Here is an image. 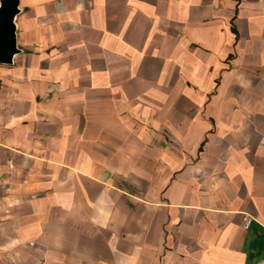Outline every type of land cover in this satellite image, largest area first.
<instances>
[{"label": "crops", "instance_id": "0c3cea01", "mask_svg": "<svg viewBox=\"0 0 264 264\" xmlns=\"http://www.w3.org/2000/svg\"><path fill=\"white\" fill-rule=\"evenodd\" d=\"M19 8L0 264H264V0Z\"/></svg>", "mask_w": 264, "mask_h": 264}, {"label": "water", "instance_id": "95a60500", "mask_svg": "<svg viewBox=\"0 0 264 264\" xmlns=\"http://www.w3.org/2000/svg\"><path fill=\"white\" fill-rule=\"evenodd\" d=\"M19 12V0H0V64L11 65L14 56L21 52L17 46L15 23Z\"/></svg>", "mask_w": 264, "mask_h": 264}]
</instances>
